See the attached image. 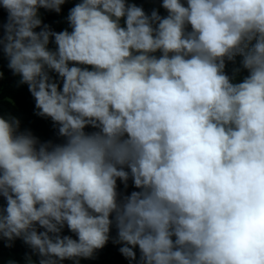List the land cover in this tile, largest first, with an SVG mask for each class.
<instances>
[{"label": "clouds", "instance_id": "obj_1", "mask_svg": "<svg viewBox=\"0 0 264 264\" xmlns=\"http://www.w3.org/2000/svg\"><path fill=\"white\" fill-rule=\"evenodd\" d=\"M146 2L0 0V61L54 133L0 105L23 264H264V0Z\"/></svg>", "mask_w": 264, "mask_h": 264}, {"label": "trees", "instance_id": "obj_2", "mask_svg": "<svg viewBox=\"0 0 264 264\" xmlns=\"http://www.w3.org/2000/svg\"><path fill=\"white\" fill-rule=\"evenodd\" d=\"M75 2V0H74ZM137 4H142L146 11H149L153 7H159L158 3L146 2V0H135ZM73 6V3H69L63 6L62 13L57 16L55 13H47L41 10L43 19L46 23H49L57 31L62 30L66 27V24L57 21H62L63 17L67 15L68 9ZM161 14H165L163 9H160ZM3 13H0V19L4 18ZM0 65L3 66L5 78L0 82V105L3 107L4 112H12L14 115H18L22 119L23 126L30 127L33 129L35 134L40 136L42 139L52 138L54 136L51 130L50 124L41 119L35 118L32 115L33 101L27 92L26 87L16 88L14 86L15 78L11 76V73L6 67V60L0 61ZM232 65H229V72L231 71ZM242 73V75H245ZM67 234V233H66ZM26 246L21 241H16L15 247L8 249L3 247V243L0 242V264H6L9 259L19 261V264H23V255L26 251ZM70 264V262H65ZM81 264H127V261L121 257L116 247L109 244L105 249L97 254V258L92 261H82Z\"/></svg>", "mask_w": 264, "mask_h": 264}]
</instances>
